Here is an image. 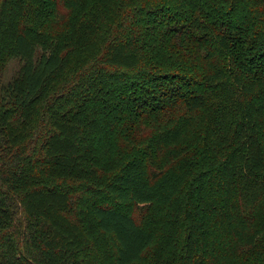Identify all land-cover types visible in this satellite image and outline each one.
<instances>
[{"label": "trees", "instance_id": "1", "mask_svg": "<svg viewBox=\"0 0 264 264\" xmlns=\"http://www.w3.org/2000/svg\"><path fill=\"white\" fill-rule=\"evenodd\" d=\"M0 264H264V0H0Z\"/></svg>", "mask_w": 264, "mask_h": 264}, {"label": "rangeland", "instance_id": "2", "mask_svg": "<svg viewBox=\"0 0 264 264\" xmlns=\"http://www.w3.org/2000/svg\"><path fill=\"white\" fill-rule=\"evenodd\" d=\"M17 67H18L17 60L10 61L8 67L6 68L4 72V77H7L8 75H10L15 69H17Z\"/></svg>", "mask_w": 264, "mask_h": 264}]
</instances>
